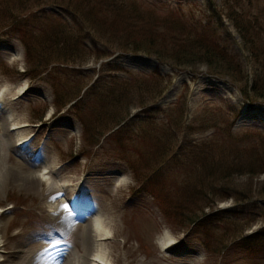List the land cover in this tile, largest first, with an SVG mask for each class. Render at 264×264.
<instances>
[{
    "label": "rangeland",
    "instance_id": "rangeland-1",
    "mask_svg": "<svg viewBox=\"0 0 264 264\" xmlns=\"http://www.w3.org/2000/svg\"><path fill=\"white\" fill-rule=\"evenodd\" d=\"M60 2L64 1L0 0V88L4 87L6 91L0 104V129L1 125L5 128L10 126L5 123L4 115L1 114L3 108L11 109L15 112L17 120L30 124L24 127V134L29 135L30 139L28 146L15 147L18 137L12 132H7L6 135L9 143L6 149L9 155L5 160L8 161L6 175L15 182H9L7 188L0 189V205L8 210L2 220L5 223L16 221L10 234L19 231L23 222H28V225H33V233H37L29 246L53 244L56 238H60L66 243L64 252L68 255L71 250H83L90 245L89 230L52 229L53 217L43 194L46 184L40 179L25 175L26 170L41 167L42 161L46 160L49 164L54 162L57 178L72 183L67 197L73 195L77 183L82 180V189L77 192L80 201L87 202L88 199L99 206L103 213L107 210L108 216L114 217L116 225H109L112 234L105 239L110 264H264L262 254H256L259 256L257 257L245 251L242 239V235H249L264 228L263 208L256 203V200L260 199L259 190L264 183V174L254 178L235 174L231 184L239 191L250 192L251 189L253 199L241 203L233 197L225 199L212 196L217 201H212L209 206L202 204L204 207L196 213L201 216L199 220L189 223L183 219L184 214L194 211L195 208L185 201L184 187H194L195 182L203 180L205 175H199L197 169L194 171L190 166L175 173V170L184 164V152L197 148L214 134V128L207 127L203 122L205 113L245 105L240 87L226 77L211 73L213 71L205 63L174 69L170 62L160 60L156 56L126 53L120 58L123 68L116 71L117 75H126V70L150 72L160 69L174 74V85L155 103L156 105L140 107L139 100L149 102L151 97L158 96L146 90L137 97L136 91L124 95V107L121 108L123 114L130 113L134 119H139V129L145 125L144 122L140 125L142 113L148 114L149 119L156 121L165 119L166 110L173 108L171 103L177 100L181 85L186 81L192 89V95L185 101V107L180 113L177 112L182 114L183 110H186L183 122L178 127L176 122L179 123L180 119L177 116L172 126L164 128L160 124L159 127L153 128L154 131L144 140L133 132L137 130L130 127L132 116L128 117L126 133L119 135V127L123 126L124 122L116 126L112 113L101 118L93 114L96 130H103L104 133L101 134L102 131L97 134L95 131L87 140L83 123L73 107L70 104L59 107L60 103L55 101V85L60 84L62 92L66 88L75 91L74 84L78 88L92 85L101 71V61L92 58L84 63L77 60L76 63L60 64L55 62L57 59L54 58V63H50L43 73L33 77L29 71L31 65L27 62L26 47L18 32L11 26L2 25L8 18H24L36 22L43 19L41 22L59 23L58 15L53 12H65L63 7L55 6L60 5ZM198 3L197 12L215 27L220 42L246 70H249L252 65L248 64L244 53L236 46V31L231 25L219 24L206 1L198 0ZM66 15L74 28L78 29V22L73 21L71 15ZM41 54L46 55L48 52L42 51ZM41 61L46 63L49 60L45 61L43 58ZM254 64L256 65V60ZM91 68L95 70L87 73ZM81 70L88 75L84 77ZM109 72L114 74L113 71H102V78L95 84L112 80L113 76H110ZM21 86L25 87L26 92L20 95L18 88ZM72 95L69 94L68 97ZM68 97L62 99L66 100ZM256 105L259 111L258 119L263 123L264 100H260ZM175 109L178 108L173 110ZM240 123L252 122L240 120L239 125ZM156 133L161 137L158 141L159 148L155 152L156 158L151 156L148 157L149 161H135L141 177L144 176L140 181L129 164L131 153L128 150H132L131 141L136 135L137 142L143 141L142 144L148 146L155 141ZM172 136L176 139L165 142L168 146L173 143V148L168 153L171 157L161 162L162 139ZM98 138V143L92 142ZM150 174L152 179L147 180L144 186L143 180ZM198 176L201 178L198 179ZM185 177L190 178L189 184L185 183ZM159 185H163L167 194L168 207L159 202L155 194ZM86 212L88 210L81 212V215H86ZM87 219L79 217L75 222L83 224ZM254 219L257 220L253 222ZM166 231L174 237V243L168 249H163L160 237ZM58 249L59 247L54 248Z\"/></svg>",
    "mask_w": 264,
    "mask_h": 264
},
{
    "label": "trees",
    "instance_id": "trees-1",
    "mask_svg": "<svg viewBox=\"0 0 264 264\" xmlns=\"http://www.w3.org/2000/svg\"><path fill=\"white\" fill-rule=\"evenodd\" d=\"M62 1L64 2L55 6L63 7L65 12L60 10L53 12L54 15H58L59 23L41 22L43 19L36 22L24 18H8V21L2 25L11 26L18 32L26 47L27 62L31 65L29 71L33 77L43 73L50 63H54V58L57 59L55 62L60 64L76 63L77 60L84 63L92 58L101 61V71L92 85L78 88L74 84L75 91L66 88L63 92L60 84L55 85V101L60 103H58L59 107L69 104L73 107L83 123L86 139L88 140L95 131L97 134L103 131L96 130L94 126L96 119L93 118V114L101 118L112 113L115 116L116 126L124 122L125 124L119 127V135L126 133L128 117L132 116L129 125L137 130L133 132L144 140L160 124L164 128L172 126L177 116L180 119L179 123L176 122L178 127L183 122L182 118L186 110L184 109L182 114L177 112L180 113L185 107V101L192 95V89L186 81L181 85V93L177 100L171 103L173 108L166 110L165 119L156 121L149 119L148 114L142 113L140 125L143 122L145 125L139 129V119H134L130 113L123 114L121 108L124 107V95L136 91L137 97L146 90L158 96L151 97L149 102L139 100L140 107L156 105L155 103L160 101L174 85V74L160 69L150 72L126 70V75H117L116 71L123 68L120 58L124 54L153 55L160 60L170 62L174 69L205 63L213 71L211 73L226 77L240 87L245 105L205 113L203 122L207 127L214 128V134L197 148L190 152L185 151L182 156L184 164L175 170L176 173L190 166L194 171L197 169L199 175H205L203 180L195 182L194 187L191 185L184 187V199L195 209L186 212L183 219L189 223L199 220L201 216L196 214L197 210L201 211L203 205L209 206L212 201L215 203L217 199L212 198L215 195L225 199L233 197L241 203L250 202L253 199L252 190L239 191L231 183L232 177L237 173L253 178L264 174V122L260 123L259 111L256 109V103L264 100V0L263 2L203 0L216 15L219 24L231 25L230 27L236 31L235 35L238 37L236 46L244 53L248 64L252 65L249 70H246L233 53L220 42L215 27L197 12L198 0ZM66 14L71 15L73 21L78 22V29L74 28ZM45 49L48 54L42 55L41 52L46 51ZM114 55L116 58H113ZM43 58L49 61L43 63L41 61ZM251 60L253 61L250 62ZM90 70L93 72L95 69L91 68L87 73ZM102 71H113L114 74L109 72L113 78L96 85L95 83L103 76ZM81 72L84 77L88 75L83 70ZM240 83L244 85L240 86ZM69 94L73 95L68 97ZM65 97L68 98L62 99ZM175 107L178 109L173 110ZM240 120L252 123L239 125ZM103 133L104 131L101 134ZM137 135L131 141L132 150H128L131 153L129 164L137 179L141 181L144 176L141 177L135 161H149L148 157L151 156L156 158L155 152L159 148L158 141L161 137L156 133L155 141L146 146L147 144H142L143 141L137 142ZM173 139L176 138L172 136L162 139L161 162L171 157L168 153L173 148V143L168 146L165 142ZM99 141V138L92 140L95 143ZM150 176L151 174L143 180L144 186L147 180L152 179ZM200 178L198 176V179ZM185 183L189 184L190 178L185 177ZM155 194L159 202L168 207V198L163 185L157 187ZM259 194L260 199L256 200V203L263 208L264 213V183ZM256 220L254 219L253 222ZM219 222L223 223V221ZM242 237L245 251L255 254L252 256L259 257L256 254H262L264 257V228Z\"/></svg>",
    "mask_w": 264,
    "mask_h": 264
},
{
    "label": "bare ground",
    "instance_id": "bare-ground-1",
    "mask_svg": "<svg viewBox=\"0 0 264 264\" xmlns=\"http://www.w3.org/2000/svg\"><path fill=\"white\" fill-rule=\"evenodd\" d=\"M18 90L20 95L26 92L24 86L19 87ZM5 94L4 87L0 88V104L4 100ZM1 114L4 115L5 123H9L10 126L5 128L4 125H1L0 129V189L8 186L9 182H15L11 181L9 176L6 175L8 172L6 162L8 161L5 160L9 156L6 150L9 144L6 139L7 132L9 134L12 132L18 137L14 145L15 147L28 146L30 141L29 135L24 134V127L29 126V123L17 120L15 112L11 109L3 108L1 109ZM25 175L40 179L46 184L43 194L48 210L53 217L52 229L66 230L71 228L74 230H89L90 245L83 250H71L68 255H65L64 252L66 243L60 238H56V242L53 244H43L38 245V247L29 246L37 235V233H33V225L23 222L19 231L10 234L11 227L16 221H7L5 223L2 219L8 210L0 205V264H110L111 259L108 257L105 239L109 238L112 234L109 225H116V223L113 216H108L107 210L105 211L106 213H103L99 206L94 205L88 199L87 202L80 201L77 192L82 189L80 187L82 180L77 183L73 195L67 197L68 189L72 183L68 180L62 181L60 178H57L54 162L49 164L44 160L41 167L26 170ZM87 210L86 215H81L83 214L81 212ZM79 217H82V219L88 218L87 222L83 224L75 222ZM173 243L174 237L171 236L169 231H166L160 237V244L163 249H168ZM58 247V250H54V248ZM96 256H99L100 259H94Z\"/></svg>",
    "mask_w": 264,
    "mask_h": 264
},
{
    "label": "snow or ice",
    "instance_id": "snow-or-ice-1",
    "mask_svg": "<svg viewBox=\"0 0 264 264\" xmlns=\"http://www.w3.org/2000/svg\"><path fill=\"white\" fill-rule=\"evenodd\" d=\"M94 259H97V260H99V259H100V257H99V256H96V257H94Z\"/></svg>",
    "mask_w": 264,
    "mask_h": 264
}]
</instances>
